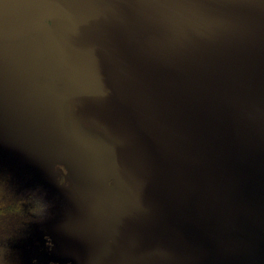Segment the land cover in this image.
<instances>
[{
	"label": "water",
	"instance_id": "1",
	"mask_svg": "<svg viewBox=\"0 0 264 264\" xmlns=\"http://www.w3.org/2000/svg\"><path fill=\"white\" fill-rule=\"evenodd\" d=\"M54 6L60 14H55L50 38L62 45L64 67L84 96H93V107H84L83 117L106 126L112 132L109 137H117L116 144L121 143L118 174L142 193L145 206L187 215L150 186L147 178H156L152 167L162 159L154 141H169L170 134L177 136L182 130L196 134L208 120L218 126L231 117L224 104L235 86L245 82L247 87L259 89L264 82L260 51L254 56L240 49L231 13L242 17L260 37L259 46L264 50V0H0V37L37 27L40 15ZM127 36L144 38L136 48L131 39L132 55L121 44ZM226 125V133L231 135ZM113 149L112 160L118 156L117 146ZM134 154L152 167L146 172ZM103 167L104 177L107 165ZM133 168L139 180L134 178ZM101 182L102 190L106 189ZM124 194L130 197L126 205L133 215L137 199L126 187L107 195ZM103 201L101 206L96 203L100 215L117 221L116 205L107 213L109 202ZM143 224V229L148 228L146 219ZM168 227L162 219L113 264L136 260L148 243L168 235L164 233ZM175 246L182 248L178 243ZM196 246L202 251L204 242L198 240ZM118 258H110L109 263Z\"/></svg>",
	"mask_w": 264,
	"mask_h": 264
},
{
	"label": "rangeland",
	"instance_id": "2",
	"mask_svg": "<svg viewBox=\"0 0 264 264\" xmlns=\"http://www.w3.org/2000/svg\"><path fill=\"white\" fill-rule=\"evenodd\" d=\"M58 13L48 8L37 27L0 37V264H90L92 254L110 264L152 228L142 219L137 227L129 195L102 190L103 158L114 157L118 138L82 115L93 96H84L64 67L62 45L50 38ZM131 39L136 48L144 38H123L132 55ZM101 197L107 213L116 205L117 221L100 215ZM133 199L145 218L142 193ZM141 255L130 264H143ZM162 258L149 255L144 264Z\"/></svg>",
	"mask_w": 264,
	"mask_h": 264
},
{
	"label": "flooded vegetation",
	"instance_id": "3",
	"mask_svg": "<svg viewBox=\"0 0 264 264\" xmlns=\"http://www.w3.org/2000/svg\"><path fill=\"white\" fill-rule=\"evenodd\" d=\"M263 89L264 82H260L258 90L243 82L233 88L225 101L224 111L231 117L221 119L224 123L220 121L218 126H213L208 120L196 134L182 130L177 131V136L170 134L169 141H154L162 155L157 167L143 158L141 162V157L134 154L146 172L149 167L156 171V178H147L152 190L187 214L153 205L147 206L144 218L137 208L133 210L137 227L141 219H146L148 227H152L143 235L162 219L169 224L164 232L168 235L157 238L154 241L157 243L147 244L141 263L149 255H161L164 259L174 254L176 258L167 261L168 264H264ZM210 110L216 111L213 107ZM226 123L231 135L226 133ZM120 150L121 143H118V156L114 160L104 157L107 172L102 181L107 190L117 192L116 186L121 184V191L126 187L133 197L138 190L118 174ZM106 153H109L107 148ZM133 170L134 178L139 180V174ZM103 203L100 198L99 206ZM107 217L109 221L115 219ZM198 240L204 242L202 251L196 246ZM176 243L182 247L180 250ZM92 256L87 258L91 264L93 261L105 264L107 259L103 255Z\"/></svg>",
	"mask_w": 264,
	"mask_h": 264
},
{
	"label": "bare ground",
	"instance_id": "4",
	"mask_svg": "<svg viewBox=\"0 0 264 264\" xmlns=\"http://www.w3.org/2000/svg\"><path fill=\"white\" fill-rule=\"evenodd\" d=\"M222 5L227 7V5L224 3ZM231 24H233L234 26L233 29H234L235 38L237 40L240 49L242 51L246 50L251 55L254 56H258V53L260 51L259 56L261 58V65L263 66L264 50H262L259 46L260 37H258V35L255 32L251 31L247 25H245L246 23L242 21V17L233 13H231ZM248 32H252L253 34L252 33L247 34Z\"/></svg>",
	"mask_w": 264,
	"mask_h": 264
}]
</instances>
